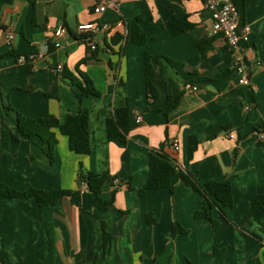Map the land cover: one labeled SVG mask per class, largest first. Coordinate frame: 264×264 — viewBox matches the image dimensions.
Listing matches in <instances>:
<instances>
[{"label": "crops", "instance_id": "1", "mask_svg": "<svg viewBox=\"0 0 264 264\" xmlns=\"http://www.w3.org/2000/svg\"><path fill=\"white\" fill-rule=\"evenodd\" d=\"M101 1L0 0V107L10 103L26 117L52 115L61 123L68 114L86 111L92 147L89 155H77L68 138L54 130L58 143L51 161L48 144L25 136L15 140L14 120L0 116V182L19 191L71 193L43 208L31 198L3 199L0 264H264L263 225L254 220L252 208L256 196L264 195V143L252 136L264 123V0L246 2L251 34L242 51L217 37L205 58L197 42L211 37L212 19L202 0H118L117 7L95 15ZM173 17L187 18L192 28H174ZM92 22L113 24L109 33L93 36L94 51L76 39L81 37L77 27ZM120 22L138 23L147 43L129 40L121 54L109 53L113 39L124 34ZM60 25L69 33L51 51ZM37 52L49 57L32 65L17 60ZM147 52L161 58L152 74L159 98L152 103L145 84ZM84 58L90 59L85 65ZM240 59L249 69V85L239 83ZM58 64L86 73L101 97L86 98L81 105L71 81L56 72ZM188 84L199 90L186 89ZM170 97L178 104L166 117L161 110ZM126 106L133 115L128 140L110 141L107 120ZM226 127L237 140L227 137ZM191 136L198 140L192 159ZM175 140L178 152L172 148ZM161 146L176 168L171 188L141 196L150 154ZM81 165L115 178V185L103 187L104 199L118 187L107 212L92 204L79 182ZM182 172L202 185L231 183L234 204L226 210L228 221L218 209L212 211L215 224L196 218L204 198L183 182ZM104 224L112 236L105 251ZM177 225L186 233H175Z\"/></svg>", "mask_w": 264, "mask_h": 264}, {"label": "trees", "instance_id": "2", "mask_svg": "<svg viewBox=\"0 0 264 264\" xmlns=\"http://www.w3.org/2000/svg\"><path fill=\"white\" fill-rule=\"evenodd\" d=\"M240 12L241 25H246V2L247 0H232ZM257 1V0H256ZM170 24L183 32L192 28V24L188 22L187 18L173 17ZM217 37H208L197 42V46L201 50V57L205 58L207 53L213 48V42ZM77 40L87 44L90 47L93 37L81 36ZM125 37L117 36L113 39L112 46L109 47V53L118 52L122 53V42ZM132 41L134 44L143 46L147 43V35L138 23L129 25V34L126 41ZM51 51L54 46L50 45ZM118 47V49H117ZM117 49V51H116ZM89 58H84L81 64H87ZM161 60L158 56H153L151 53H146V70H145V84L147 87L149 101L155 102L159 98L158 90L154 85L152 77L154 65ZM170 65L176 66L177 63L166 59ZM77 74L64 68L60 74L71 81L75 94L82 105L83 101L89 97H101V93L96 89L92 79L84 72L77 68ZM178 104V100L172 97L168 99L166 107L161 112L167 117L169 112L173 110ZM0 116L5 119H13L16 125L17 132L14 135L15 140H19L20 136L28 137L31 141L36 138L41 139L49 146V157L51 161L54 159V148L58 143L54 130H59L62 135L66 136L69 140V149L71 152L87 156L91 153V130L89 113L86 111H79L77 114H68L64 123H61L55 116L49 115L42 118H29L14 109L10 103H7L4 108L0 107ZM108 138L110 141L127 142L130 132L133 127V115L129 106L115 110L112 117L107 120ZM227 128V129H226ZM225 128L228 133L232 129ZM198 140L195 136L189 139V157L193 158L197 151ZM176 173L174 161L164 151V146H161L156 152H152L149 157V178L144 187L139 190L141 196H145L152 191L160 189L171 188V178ZM181 178L183 182L192 187L193 190L199 193L204 198L203 207L196 213V218L207 219L212 223H217L212 217V211L218 209L221 218L228 221L226 210L233 207L234 198L231 183L229 181L216 182L210 181L206 184H200L197 179L189 173L182 172ZM78 179L81 184L87 185L88 194L92 204L102 212H107L115 201V195L118 190L114 186L109 199H104L102 196L103 187L106 183L110 182L115 185V178L111 176L110 172L103 174L94 173L84 169L83 165L79 168ZM70 191L66 190H53L43 191L35 188H28L25 191H19L15 188L0 182V214L2 212L3 199H21L31 198L36 201L38 207L43 208L47 206H54L60 198L70 196ZM253 217L256 222L262 224L261 231L264 233V195H258L252 203ZM152 222V217L149 218ZM175 233H186V231L179 225L175 226ZM104 242L102 249L105 251L107 246L112 241V236L107 232V226H103ZM257 239L260 236L254 235Z\"/></svg>", "mask_w": 264, "mask_h": 264}, {"label": "built area", "instance_id": "3", "mask_svg": "<svg viewBox=\"0 0 264 264\" xmlns=\"http://www.w3.org/2000/svg\"><path fill=\"white\" fill-rule=\"evenodd\" d=\"M205 4V7L211 14L212 19V29L210 32L211 37L222 38L225 43L237 50L242 51L244 44L248 43L250 40L251 29L247 25H241V16L238 8L233 3L232 0H202ZM118 0H103L98 5L93 8V13L95 15H102L107 12L108 9L112 7H117ZM121 24L124 22H120ZM113 27L112 23H99L92 22L81 24L77 27V32L80 36L93 37L100 33H109ZM124 41L122 42V47L127 42V36L129 34V25L124 23ZM69 30L64 25H60L55 31V39L52 45L55 49L61 47L62 38L67 36ZM14 36L11 32L7 33L6 40L10 43L13 40ZM92 51L97 49V45L94 43L89 44ZM49 57L47 52H37L30 55H22L18 57L19 63L23 64H35L39 61H44ZM56 72L61 74L64 71V66L58 64L55 68ZM236 72L239 74L240 79L239 83L242 85H249V69L245 65L244 61L240 59L236 66ZM186 89L191 91H198V87L195 85H186ZM246 110H250L249 106L245 107ZM142 121L141 116H137L135 119L136 123ZM227 137L231 140H237L238 136L235 131H229ZM252 136L257 139L260 143H264V123L258 126L253 132ZM172 148L175 152L180 150V145L177 140L173 141ZM118 183V181H115ZM85 190H87V185L82 184Z\"/></svg>", "mask_w": 264, "mask_h": 264}]
</instances>
